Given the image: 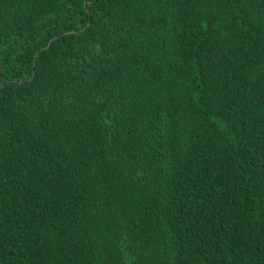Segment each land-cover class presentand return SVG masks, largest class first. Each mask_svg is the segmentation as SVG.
Masks as SVG:
<instances>
[{
	"label": "trees",
	"instance_id": "16d2710c",
	"mask_svg": "<svg viewBox=\"0 0 264 264\" xmlns=\"http://www.w3.org/2000/svg\"><path fill=\"white\" fill-rule=\"evenodd\" d=\"M0 264H264V0H0Z\"/></svg>",
	"mask_w": 264,
	"mask_h": 264
},
{
	"label": "rangeland",
	"instance_id": "374dc122",
	"mask_svg": "<svg viewBox=\"0 0 264 264\" xmlns=\"http://www.w3.org/2000/svg\"><path fill=\"white\" fill-rule=\"evenodd\" d=\"M126 260L129 262L130 258H131V255H130V252L126 249Z\"/></svg>",
	"mask_w": 264,
	"mask_h": 264
}]
</instances>
